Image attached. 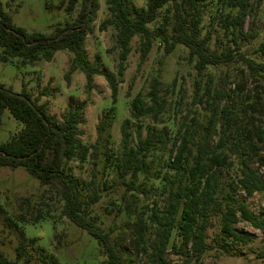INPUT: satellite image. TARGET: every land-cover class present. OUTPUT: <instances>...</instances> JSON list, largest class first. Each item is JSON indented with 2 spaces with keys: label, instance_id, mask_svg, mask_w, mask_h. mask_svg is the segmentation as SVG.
<instances>
[{
  "label": "rangeland",
  "instance_id": "rangeland-1",
  "mask_svg": "<svg viewBox=\"0 0 264 264\" xmlns=\"http://www.w3.org/2000/svg\"><path fill=\"white\" fill-rule=\"evenodd\" d=\"M253 8L242 24L243 34L256 33L248 45L242 46L226 65L207 67L198 74L195 59L187 49L177 46L170 54L165 52V40L171 33L172 13L170 4L164 6L156 21L148 25L154 40L150 53L141 60L139 37L130 43L131 50L125 61L122 76L118 75L120 50L116 44L115 29H101L109 18L105 0H98L99 10L91 30L85 39V50L90 63L98 58V64L113 74L118 83L116 103H112L111 91L101 76L93 78V88L86 89L85 77L75 71L69 72L72 54L60 51L50 62L38 61L33 66L20 67L17 61H0V84L20 94L26 91L39 104L47 106L49 114L61 122L67 112L68 102L84 103L83 121L78 126V143L86 149L84 159L69 163V171L84 185L92 182L100 194V200L92 207V217L100 228L110 232L111 242L123 254L125 264L140 263L146 256L138 253L134 243V223L137 219L147 220L153 211L160 212L167 198L166 178L173 177L174 171L167 168V162L176 154L182 137L189 142L203 133L210 116L206 98L221 86V78L227 76L224 91L228 96L220 108L229 104L231 117L240 124L249 119L248 109L242 111L256 93L264 90V76L251 73L239 60V54L255 62H264V56L256 53L264 42V0ZM4 10L10 14L15 27L28 33L49 35L57 26H63L74 19L77 9L66 12L67 0H0ZM147 0H130L137 9L146 7ZM220 0H209L200 22L201 37H208V49L220 53L224 48H234L232 37L221 26ZM168 23L164 24V19ZM162 31H160V30ZM1 53V49H0ZM154 78L161 81V92L166 99L165 109L158 122L150 118L132 120L131 102L139 96L146 102L150 83ZM199 82V92L195 84ZM243 85V87H239ZM105 120L101 138L97 125ZM129 120V146L136 144L139 133L145 138L147 132L156 130L166 136L163 149L150 154V176L137 174L122 179L117 159L121 156V126ZM215 124L213 141L219 138L220 124ZM233 120L230 122L232 123ZM217 123V122H216ZM22 125L15 121L8 110L2 115L0 124V145L18 134ZM97 143L96 157L94 146ZM178 142V143H177ZM176 143L173 153L170 149ZM258 175L264 180V166L258 161L252 163ZM237 168L225 170L222 190L227 191L230 182H237ZM133 182L131 188L125 183ZM89 189L83 190L85 199ZM52 196V197H51ZM235 197L242 202L255 218H264V191L246 195L241 189L235 190ZM41 213V214H39ZM61 202L40 182L29 175L24 168L15 170L0 166V253L17 264H106V257L96 241L85 231L61 217ZM236 234L243 240L227 238L225 244L215 224L207 231L209 251L202 264H264V235L249 223L240 220L234 226ZM151 228V227H150ZM148 244L154 240L153 230L145 236Z\"/></svg>",
  "mask_w": 264,
  "mask_h": 264
},
{
  "label": "trees",
  "instance_id": "trees-1",
  "mask_svg": "<svg viewBox=\"0 0 264 264\" xmlns=\"http://www.w3.org/2000/svg\"><path fill=\"white\" fill-rule=\"evenodd\" d=\"M261 0L256 1V5ZM209 0H147L146 7L137 9L130 0H105L109 18L101 24V29H115L116 44L120 50L118 75L122 76L125 61L130 53V43L139 37V53L145 60L153 44V34L148 25L156 21L159 11L170 4L172 13L171 33L165 40V52L170 54L177 46L188 51L195 59V68L201 74L207 67L226 65L239 52L241 45H248L256 33L242 32V24L253 8L252 0H220L222 29L232 37L234 48H224L220 53L208 49V37H201L200 22ZM77 9L74 19L63 26H57L49 35L15 27L9 13L0 2V61H17L20 67L33 66L38 61L50 62L60 51L72 54L69 72H81L85 77L87 90L93 88V78L101 76L111 91L112 103L118 94V83L113 74L98 64V58L90 63L85 50V39L91 30L99 10L98 0H67L66 12ZM168 19H164V24ZM160 30V29H159ZM162 31V30H160ZM264 56V42L255 51ZM239 60L251 73L264 76V62H255L239 54ZM221 86L213 95L206 98L210 116L203 133L189 142L182 137L176 154L167 162V168L174 176L165 177L168 183L167 198L160 212L153 211L147 220L137 219L134 223V243L138 253L146 256L143 262L133 264H202L209 251L207 231L217 224L224 237L237 241L243 240L236 234L234 225L240 220L249 223L264 235V218H255L242 202L235 197V190L241 189L246 195L264 191V180L252 167L257 160L264 166V90L256 93L242 111L248 109L249 119L235 123L229 104L219 106L228 96L224 88L227 76L221 78ZM243 87V85H239ZM199 92V82L195 84V93ZM148 101L136 96L131 102L130 117L138 121L150 118L158 122L162 115L166 99L161 92V81L154 78L149 86ZM8 110L12 118L22 125L18 134L0 145V166L12 170L24 168L41 186L61 202V217L77 228L85 231L101 248L106 264H125L123 254L111 242V234L100 228L92 217V207L100 200V194L94 183L85 185L68 169L74 159H84L87 152L78 143V126L83 121L84 103L68 102L67 112L61 122H57L48 112L45 104H39L26 91L20 94L0 84V124L2 115ZM220 124L219 138L213 141L215 124ZM231 120L232 123L230 122ZM217 122V123H216ZM130 121L121 126V156L117 159L122 179L137 174L150 176L151 165L148 158L151 153L166 146V136L156 130L147 132L145 138L137 134L136 144L129 146ZM105 120L97 125L101 138ZM97 143L94 146L96 157ZM178 143V142H177ZM176 143L170 149L173 153ZM236 166L237 182H230L228 190H222V177L225 170ZM127 188L133 182L125 183ZM89 189L85 199L83 190ZM52 197V196H51ZM41 214V213H39ZM151 227V228H150ZM153 230L154 240L148 244L145 236ZM0 264H17L0 253ZM53 264H57L53 261Z\"/></svg>",
  "mask_w": 264,
  "mask_h": 264
}]
</instances>
